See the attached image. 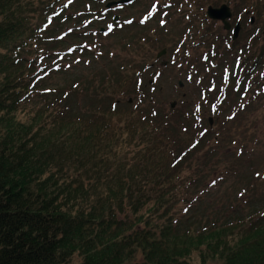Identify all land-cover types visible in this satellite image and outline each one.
Returning <instances> with one entry per match:
<instances>
[{
    "label": "trees",
    "instance_id": "16d2710c",
    "mask_svg": "<svg viewBox=\"0 0 264 264\" xmlns=\"http://www.w3.org/2000/svg\"><path fill=\"white\" fill-rule=\"evenodd\" d=\"M108 1L0 0V264H193L198 258L200 264H264V204L241 211L212 207L205 222L199 221L203 215L188 226L176 206L200 184L198 162L206 166L216 157L215 147L229 129L222 126L207 139L208 127L198 129L202 120L208 124L206 110L217 115L230 110L226 120L241 112L252 124L244 131L247 142L264 130V37L242 38L241 46L232 42L225 59L217 54L226 62L218 76L206 56L191 59L197 44L217 51L215 43L209 46L211 25L193 28L181 61L173 64L188 65L189 80L196 76L204 107L198 105L199 111L156 107L155 88L140 70L156 82L163 66L152 69L155 62L145 54L142 61L141 54L166 44L147 36L121 42L119 51L127 56L80 80L81 93H94L86 106L65 104L57 95L27 106L45 90L32 88L38 72L29 74L32 60L25 54L85 57L94 46L88 39L105 36L120 23L103 33L94 29L108 17ZM235 1L240 24L249 23L245 6L261 30L264 0ZM187 19L197 24L195 15ZM67 41L70 51L56 48ZM40 44H47L46 50ZM252 108L259 112L247 115ZM198 151L192 164L191 154ZM221 168L216 180L233 171L232 164ZM185 204L186 212L192 205Z\"/></svg>",
    "mask_w": 264,
    "mask_h": 264
},
{
    "label": "rangeland",
    "instance_id": "374dc122",
    "mask_svg": "<svg viewBox=\"0 0 264 264\" xmlns=\"http://www.w3.org/2000/svg\"><path fill=\"white\" fill-rule=\"evenodd\" d=\"M204 1L207 2L206 5H211L213 7H218L220 4L225 3L231 7L232 11L234 10V12H240L239 8H234L236 7L235 0H213L216 5L213 3L209 4L210 0ZM156 4L157 0H135V2L119 8L117 10V14L119 16L118 19L121 21L116 25V29L113 30L111 28L112 30L105 33V36L99 38L95 36L94 39H88L89 46L92 43H94V46H92V51L85 57L81 56V58H78L79 55L74 53L71 56L64 55L59 58H45L44 51L39 50L38 54L42 57L37 59V53H35V50L26 53L25 57L32 60L31 71L29 74L33 73L35 75V71L38 72L36 76L37 83L32 88L43 87L45 90L43 94L39 92L35 94L27 106L35 107L36 104L43 103V99L46 97L49 100H52L54 98L53 95L60 96L59 98L62 99L65 104H71L72 106H86L91 100H94V93L92 91L85 94L81 93L80 90L83 85L79 86L80 80L88 78L90 74L94 73L97 69L103 67L113 68L114 64H117V61L122 60L120 59L122 55L127 56L125 51H119L118 47L121 42L125 41L129 37L140 39L142 36H147L153 38L155 41L156 39H159V41H165L166 44L165 53L159 58H156V55L162 50V48L157 50V46L155 45L154 49L151 47L147 53H144V50L141 54L142 61L145 54L148 57L147 61L155 62L151 67L152 69L160 67L161 61L167 62V65L163 67V69L159 72L157 71L156 82L149 80L150 77L148 75V71L140 70V72H142L141 77L143 78V81L148 83L151 90L155 88V90H153L155 93L152 94L155 97L154 102L156 107L161 111H166L169 104L172 101H175L176 106L181 105L182 110L185 112L199 111V109H196L198 105L200 106V109H204L202 97L198 93L199 91L197 90L196 83L194 82L196 76L192 75V80H189L191 79L189 71L190 67L188 65L180 67L179 64H173V62L181 61V52L184 51L183 48H185V46L189 43L188 34L190 32H188L187 27L191 30L193 28H198L199 31H201L202 29V25H200V27L198 23L194 25V21H192L189 25V23L186 22L187 17L182 13L186 12L187 14H192L193 12H196L201 16V20L205 26L209 25L210 21L208 22L205 15L202 14L204 13L203 10H197L195 7L190 6H186L182 13L178 12L182 15H177L176 12V14L169 13L166 17H160L157 13L158 10L156 8ZM242 5L243 4H239L240 8L243 7ZM198 6L199 5H197V7ZM244 9H246L245 6ZM240 14L241 12L238 16H240ZM250 14H247V17ZM111 16L112 15L109 14V16L105 17L101 22L96 23L97 27L94 29L106 27V24L111 20ZM139 17L140 21L138 20ZM239 18L240 17L234 18L233 16L230 23L234 26V22ZM244 23L245 25L240 28L238 38L235 40L237 43L235 46H241L242 38L246 37L258 36L259 41H262L261 39L263 36L262 32L264 31V24L262 25L263 28L259 30L260 24H258L255 20L250 24L247 19H245ZM210 27L211 31L208 37L209 46L213 49L215 43L217 51L209 50L208 45L199 44L193 48L191 59H197L196 61H205L204 56H206V61H211V64H209L208 67L213 68L215 66L216 70L214 71H216V74L220 76L222 67H224L226 62L223 63L221 60H218L219 55L217 54H221L224 59L229 56V54L227 55V52L229 51L228 48L232 43L230 35H228L230 31L223 30L220 23H214V25H211ZM62 30L64 31V28ZM68 42L69 41H67V43L62 42L61 46L57 44L56 48L68 52L70 51ZM73 43L76 44L77 42ZM177 43L179 45L177 46V49L174 50V46H176ZM46 46L48 45L45 44L43 46V44H40L38 48L41 47L46 50ZM100 51H102L101 54ZM124 59L127 60V58ZM217 62L219 64V68L216 66ZM198 64L200 65L201 63ZM41 66H44V68L42 69ZM202 67L203 65L199 68L200 72ZM137 74L139 75V72ZM178 81L182 82V87L177 86ZM124 98H129V96H125ZM217 101L218 98L216 97L210 102V105L216 104ZM130 102H132V100ZM210 110L211 108L205 111L204 120L210 117L211 123L205 124V121L202 120L198 127V129L204 126L208 127L210 132L207 134V139H209L210 136L214 137L216 132L222 126L229 127V129H225V132L227 133L222 138L220 144L215 147L214 153L216 157L212 160H206V166L201 163V161L204 160L198 162L202 166V172L200 173L199 180L200 184L196 185L195 188L192 189L193 192L189 191L188 196L181 197L177 201L176 206L178 208V213H181V222H183L184 226L195 223L196 220L203 215L204 217L199 221L201 223L205 222L208 214H211L210 208L212 207L219 212L224 208L227 210L228 206L229 208H232L233 205L236 206L237 210L241 211L243 208L255 209L259 203H261L260 206L264 204L263 127L254 142H247L250 139H248V137L246 138L248 140L243 139L244 131H246L248 127H251L252 124L250 120L248 121L245 119L246 116H243V114L239 112V117L234 116V118L226 120L223 117L230 110H227L221 115L210 114ZM249 110L251 111L247 115L259 112L255 111L253 108ZM185 116L187 115L185 114ZM255 126L257 127V125ZM246 134L249 136L248 131ZM181 137L184 136L181 135ZM236 137L239 139L233 141ZM236 141L238 144H234ZM197 148L198 146L192 151ZM199 152L200 151L193 152L191 154V156H194L190 160L192 164L200 155ZM225 164H232L233 171L225 175V179L216 180L219 169H222L221 167ZM240 194H244V196L238 197ZM243 199H245V203L242 202ZM235 200L240 201L235 204ZM185 203L192 205L186 212L183 211L186 207ZM193 214H195V218H190L189 216ZM186 217L189 218L185 220ZM193 264H200L199 258L195 259Z\"/></svg>",
    "mask_w": 264,
    "mask_h": 264
},
{
    "label": "water",
    "instance_id": "95a60500",
    "mask_svg": "<svg viewBox=\"0 0 264 264\" xmlns=\"http://www.w3.org/2000/svg\"><path fill=\"white\" fill-rule=\"evenodd\" d=\"M132 0H118V1H114V2H109L106 4V7H110L111 5L114 4H123V3H127L130 2ZM207 17L211 20H219L223 23L224 25V29L228 30L230 25L228 23V19L231 17V12H230V8L227 5H221L218 8H213L211 6H209L207 8L206 11ZM117 17H114V20H116ZM238 30H239V25H236L233 29V39H235L237 37L238 34ZM264 34V31H263ZM165 53V49H163L161 52L158 53L157 57H160L162 54ZM179 85L181 86L182 83L179 82ZM174 102L171 103V107H174Z\"/></svg>",
    "mask_w": 264,
    "mask_h": 264
},
{
    "label": "flooded vegetation",
    "instance_id": "af4514ba",
    "mask_svg": "<svg viewBox=\"0 0 264 264\" xmlns=\"http://www.w3.org/2000/svg\"><path fill=\"white\" fill-rule=\"evenodd\" d=\"M186 6H195V0H157L158 13H175L183 12ZM183 15L186 12L182 13Z\"/></svg>",
    "mask_w": 264,
    "mask_h": 264
},
{
    "label": "snow or ice",
    "instance_id": "6c2138e0",
    "mask_svg": "<svg viewBox=\"0 0 264 264\" xmlns=\"http://www.w3.org/2000/svg\"><path fill=\"white\" fill-rule=\"evenodd\" d=\"M155 7V6H154Z\"/></svg>",
    "mask_w": 264,
    "mask_h": 264
}]
</instances>
